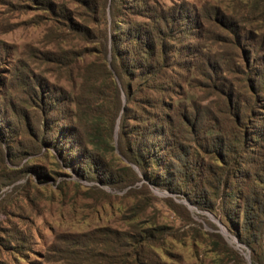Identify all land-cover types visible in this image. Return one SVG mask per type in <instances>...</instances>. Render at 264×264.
Instances as JSON below:
<instances>
[{
    "label": "rangeland",
    "instance_id": "1",
    "mask_svg": "<svg viewBox=\"0 0 264 264\" xmlns=\"http://www.w3.org/2000/svg\"><path fill=\"white\" fill-rule=\"evenodd\" d=\"M234 15L239 28L251 23L264 34V6L250 13L241 0H0V264H68L84 255L89 232L139 223L161 227L150 245L166 264H212L210 232L252 264L251 249L227 228L240 212L226 219L221 196L208 209L210 190L202 184L238 129L254 118L264 128V112H256L264 105L247 109L253 97L264 103V43L254 53L236 50L238 28L227 24ZM132 23L159 32L165 62H141L137 48L122 40L118 31ZM237 37L247 44L250 34ZM114 51L120 59L109 81L102 65L112 63ZM149 65L160 68L155 82ZM83 109L112 113L113 150L99 169L106 182L84 174L85 148L67 152L68 141L85 142L77 120ZM142 117L159 161L145 157L140 167L125 153L133 150L128 142H145L129 133ZM247 148L244 156H227V165L246 160L263 168L264 136ZM167 171L172 175L163 181ZM245 171L238 197L251 188L241 183L254 180ZM157 173L163 186L153 181Z\"/></svg>",
    "mask_w": 264,
    "mask_h": 264
},
{
    "label": "trees",
    "instance_id": "2",
    "mask_svg": "<svg viewBox=\"0 0 264 264\" xmlns=\"http://www.w3.org/2000/svg\"><path fill=\"white\" fill-rule=\"evenodd\" d=\"M241 2L243 4H248V10L250 13L253 11V9H260V7L264 6V0H241ZM112 16L114 17V20H119L115 19V13L113 12ZM236 18L237 15L232 16L231 19L234 22L230 21V23H227L231 29L236 27L238 28V32L236 33V43L234 42L238 48L236 50H239L240 48L243 53H254V50L256 51L258 47L264 43V34H257L255 27H249L252 26L251 23L247 27L241 26L239 28L237 26L238 20H236ZM239 19L246 18L240 17ZM239 24H241V22H239ZM129 26L131 27V30L135 32V35H132L130 29H125V31L121 29L118 31V33L121 35V38L123 37L122 40H124V42H127L128 44H131L132 47L137 48V52L140 56L139 60L141 62L144 61L147 64H151L152 62L157 63L159 61L163 63L166 61L165 58L167 53H162V38L159 35V32L155 33L154 30L151 33L150 31L147 32L144 28H141L139 24L136 23L129 24ZM241 32L244 34H250V37L247 39V44L243 43L240 45L243 37L237 36H240ZM143 38H145V41H143ZM248 49H251L252 51L248 52ZM111 56L112 63L108 65L104 62L102 65L103 76H105L106 79H109V81L112 80L110 66L112 65V67L115 68L116 61L120 59V56L117 55L115 51L111 53ZM150 67L151 68H148L149 71L147 74L148 77L152 78L154 80L153 82H155V78H157L160 73V68L153 67L152 65ZM254 67L255 66H253V68ZM262 93L264 94L263 90ZM250 102L251 104H249L247 109L252 110V107L256 108L259 104L264 105V103H259L258 100L256 101L255 97L251 98ZM254 110L255 109H253V111ZM79 112L80 113L77 116L78 123L80 125H84L86 128L83 132L85 133V142L81 143V145H76V141H68L67 144H70L71 146L68 148L67 152L74 150L76 146H81L83 149L85 148L86 151L83 150L82 152L84 155H86L81 159V164L85 171L84 174L94 172L97 175L98 180L101 182H106L109 178L100 176L99 169L101 165H104L102 158L106 150H113V146L110 145L109 140L112 128V113L92 116L86 115L84 109L83 111L80 110ZM256 112L258 113L264 111L256 110ZM256 118L259 119L257 115ZM244 119H246V115L244 116ZM248 119L249 118H247V120ZM125 120L126 115L123 113L120 123ZM145 121H148V118L142 117L139 122L140 127L135 125V128H130L131 131L129 132L141 134V138H143L145 142L139 143L138 140H134V145L128 142V146H132L133 150H131V152L125 153V156L129 162H132L140 167L144 166L146 161L145 157L151 159L150 164L159 161L157 158V145L154 144V142L148 141V138L152 137L148 136L147 130L144 129V127H149L150 125L145 124ZM255 122L256 119L254 118L252 126L247 125V128L241 130L240 133L239 129L236 127L238 131L235 136L233 135V137L229 139L230 142L225 147V153L223 155L219 154V158L216 157V168H209L205 170V176L202 179V184L203 186L208 187L210 190L207 198L211 205L210 203H207L208 209L212 210V202L217 196H221V202L223 206L222 212L225 214L226 219L231 220L232 215L234 216L236 211L240 212L238 221L232 220V222L227 225L228 231L232 233L240 242L251 249L250 261L252 264H264V209L259 206L260 203L264 205V167L260 170L256 166L249 167L248 161L246 160H241L240 162L233 161L232 163L234 164L229 166L227 165L231 163V160L227 156H230L231 158L233 151L238 156H240V154L244 156V154L247 153L248 144H253L254 141H258L260 138H263L264 128L261 131L260 128L255 125ZM168 129L171 130L172 126L169 125L167 127V130ZM248 131L253 132L252 136L251 133L246 135V132ZM49 144L52 145V147H55L52 143ZM88 145H90L89 150H87ZM235 146H237L239 151L234 149L236 148ZM226 153L227 155H225ZM60 155H64L63 152L60 153ZM173 158L177 157L174 156ZM69 159H73V156H71ZM163 164L164 163H161V166ZM171 164L174 166L173 168L179 172L178 167L182 166V164H179V159L177 163L174 161L171 162ZM238 164H244V166L248 169H242L241 166L243 165ZM104 166L107 167V165ZM127 167L128 169H131L129 166ZM107 169L110 171V167ZM245 170H247V172L248 170H251L249 177L254 178V180L250 181V183H241L242 187H246V185L249 184L251 188L250 192L246 190L238 197L235 194L238 192V187L240 185H238L236 181L237 178L241 176H243L245 179ZM184 172L182 174L185 175ZM188 172L191 173V170ZM167 174L168 176L165 177L163 181L170 179V176L172 175L170 171H167ZM184 175H181L178 178V181L181 180L183 183L187 181V178L184 177ZM155 177L156 178L153 180L154 183L163 186V183L158 181V179H160L159 173H157ZM130 183H132V181H127V184ZM226 184L230 187L231 191H229ZM234 185L237 186L236 189H234ZM222 187L225 189H222ZM256 199L259 201L256 202ZM236 200L240 202L238 203L239 206L235 203ZM159 228L161 227H153L151 225L144 227L143 224L139 223L133 224L128 229L124 230H110L109 228H100L94 232H89L88 236L85 238V244H82L83 247L80 251L84 255L79 256L74 254L71 261L67 262L68 264H166L160 259L158 254L152 249L150 245L151 238L154 236L155 232L159 231ZM209 237L210 244L212 246V253L215 255L212 264H226L227 258H229V256L233 260L230 264H246L242 255L231 248L218 233L210 232ZM78 251H76V253Z\"/></svg>",
    "mask_w": 264,
    "mask_h": 264
}]
</instances>
